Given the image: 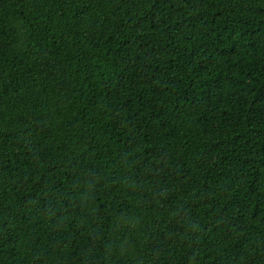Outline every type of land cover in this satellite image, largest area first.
I'll list each match as a JSON object with an SVG mask.
<instances>
[{"label":"trees","instance_id":"16d2710c","mask_svg":"<svg viewBox=\"0 0 264 264\" xmlns=\"http://www.w3.org/2000/svg\"><path fill=\"white\" fill-rule=\"evenodd\" d=\"M19 81L0 264H264V0H0Z\"/></svg>","mask_w":264,"mask_h":264},{"label":"rangeland","instance_id":"374dc122","mask_svg":"<svg viewBox=\"0 0 264 264\" xmlns=\"http://www.w3.org/2000/svg\"><path fill=\"white\" fill-rule=\"evenodd\" d=\"M36 79H29L27 84H34ZM18 92L14 94H1L0 101L7 106H13L18 102H25L37 106L46 111L49 101L50 87L42 85L38 90L30 89L20 82ZM38 136L35 132L24 135L5 137L0 148V213H3L13 223L16 212L4 201L3 188L7 186L22 170L28 171L35 163L38 152Z\"/></svg>","mask_w":264,"mask_h":264}]
</instances>
